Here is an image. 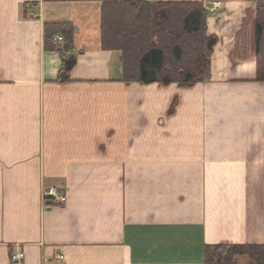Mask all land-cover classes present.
Listing matches in <instances>:
<instances>
[{"label": "crops", "instance_id": "0c3cea01", "mask_svg": "<svg viewBox=\"0 0 264 264\" xmlns=\"http://www.w3.org/2000/svg\"><path fill=\"white\" fill-rule=\"evenodd\" d=\"M104 1L128 0H0V264H203L207 245H264L254 4L134 0L208 11L210 80L182 90L123 83ZM64 23L76 65L59 84L44 28ZM44 188L66 202L44 207Z\"/></svg>", "mask_w": 264, "mask_h": 264}, {"label": "trees", "instance_id": "16d2710c", "mask_svg": "<svg viewBox=\"0 0 264 264\" xmlns=\"http://www.w3.org/2000/svg\"><path fill=\"white\" fill-rule=\"evenodd\" d=\"M247 1L255 6L257 81H264V0ZM207 17L208 11L196 2L104 1L103 46L120 53L125 85L175 84L178 89H189L210 80V57L218 39L207 35ZM115 21L121 25L115 27ZM73 34L72 26L65 23L44 28V49L60 55L59 84L70 82V73L76 65ZM57 35L63 38L59 44L53 42ZM178 102L176 97L172 99L167 116L174 115ZM203 264H264V245H207Z\"/></svg>", "mask_w": 264, "mask_h": 264}, {"label": "built area", "instance_id": "2783aa9c", "mask_svg": "<svg viewBox=\"0 0 264 264\" xmlns=\"http://www.w3.org/2000/svg\"><path fill=\"white\" fill-rule=\"evenodd\" d=\"M62 41V37L53 38L54 43L59 44ZM42 202L44 207L59 206L66 202V197L55 188H44L42 191ZM23 259L24 254L22 252L14 253L10 256L9 264H23ZM56 261L58 264H63L64 256L62 253L56 256Z\"/></svg>", "mask_w": 264, "mask_h": 264}, {"label": "rangeland", "instance_id": "374dc122", "mask_svg": "<svg viewBox=\"0 0 264 264\" xmlns=\"http://www.w3.org/2000/svg\"><path fill=\"white\" fill-rule=\"evenodd\" d=\"M125 22H126V24H127L129 21H125ZM118 24L121 25L120 22H117V21L114 22L115 27H119ZM253 52H254V55H255V49L253 50ZM255 59H256V58H255ZM263 76H264V75H263Z\"/></svg>", "mask_w": 264, "mask_h": 264}]
</instances>
